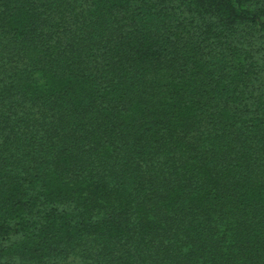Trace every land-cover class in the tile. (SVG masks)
I'll list each match as a JSON object with an SVG mask.
<instances>
[{
    "label": "trees",
    "instance_id": "obj_1",
    "mask_svg": "<svg viewBox=\"0 0 264 264\" xmlns=\"http://www.w3.org/2000/svg\"><path fill=\"white\" fill-rule=\"evenodd\" d=\"M264 264V0H0V264Z\"/></svg>",
    "mask_w": 264,
    "mask_h": 264
},
{
    "label": "rangeland",
    "instance_id": "obj_2",
    "mask_svg": "<svg viewBox=\"0 0 264 264\" xmlns=\"http://www.w3.org/2000/svg\"><path fill=\"white\" fill-rule=\"evenodd\" d=\"M11 264V263H10ZM14 264H16V263H14Z\"/></svg>",
    "mask_w": 264,
    "mask_h": 264
}]
</instances>
